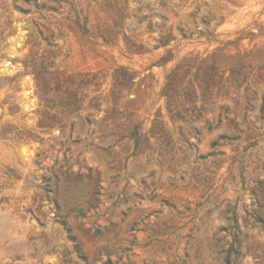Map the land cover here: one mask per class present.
I'll use <instances>...</instances> for the list:
<instances>
[{
	"label": "rangeland",
	"instance_id": "374dc122",
	"mask_svg": "<svg viewBox=\"0 0 264 264\" xmlns=\"http://www.w3.org/2000/svg\"><path fill=\"white\" fill-rule=\"evenodd\" d=\"M264 264V0H0V264Z\"/></svg>",
	"mask_w": 264,
	"mask_h": 264
},
{
	"label": "trees",
	"instance_id": "16d2710c",
	"mask_svg": "<svg viewBox=\"0 0 264 264\" xmlns=\"http://www.w3.org/2000/svg\"><path fill=\"white\" fill-rule=\"evenodd\" d=\"M227 264H230V261L229 260H227Z\"/></svg>",
	"mask_w": 264,
	"mask_h": 264
}]
</instances>
